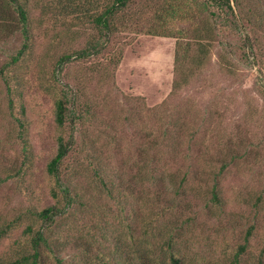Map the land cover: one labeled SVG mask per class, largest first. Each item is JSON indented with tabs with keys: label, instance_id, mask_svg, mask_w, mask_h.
I'll list each match as a JSON object with an SVG mask.
<instances>
[{
	"label": "rangeland",
	"instance_id": "1",
	"mask_svg": "<svg viewBox=\"0 0 264 264\" xmlns=\"http://www.w3.org/2000/svg\"><path fill=\"white\" fill-rule=\"evenodd\" d=\"M28 5L25 49L0 22V264L33 251L27 225L47 238L38 264H168L170 250L183 264H264V18L220 28L210 62L177 86L157 0H135L108 32ZM90 42L99 50L79 57Z\"/></svg>",
	"mask_w": 264,
	"mask_h": 264
},
{
	"label": "trees",
	"instance_id": "2",
	"mask_svg": "<svg viewBox=\"0 0 264 264\" xmlns=\"http://www.w3.org/2000/svg\"><path fill=\"white\" fill-rule=\"evenodd\" d=\"M39 6V1L44 3L43 12L57 15L58 18L72 19L79 23H92L101 32H108L113 28V24L119 16L125 17L130 14L128 10L135 0H30ZM158 9L162 15V21L166 23L162 32L165 35L174 34L175 41V70L177 76L174 79V85L180 86L187 82L188 75L196 69L204 67L210 62L209 52L214 49V40L220 28L238 29L243 19L251 22L256 20L262 14L252 0H157ZM40 7V6H39ZM41 10V9H40ZM30 8L28 0H0V22L11 33L19 30L22 32L25 40L30 33ZM42 11V10H41ZM264 13V11H263ZM161 17H159L160 19ZM264 18V17H262ZM177 19L183 24L176 30H172L167 23ZM156 27V26H155ZM28 47L27 40L23 42L22 49ZM12 56L10 62L18 60L23 50ZM246 54H254L253 45H245ZM98 49L95 42L79 48L77 54L79 57H85L93 54ZM222 54L221 52H219ZM64 59V58H63ZM65 116V101L62 97L56 99V121L62 124ZM68 150V144L62 137L58 139V146L55 155L48 161L47 170L52 175L59 178V165L62 157ZM100 180L102 179L98 169H95ZM104 183L106 180L102 179ZM110 190V188H108ZM54 196L57 195L52 190ZM216 196L215 192L213 191ZM64 196L67 201L73 198L65 188ZM57 209L54 205H49L38 211V215L44 222H52ZM26 230L33 233L31 245L33 251L24 253L8 264H38L41 260V244L47 245V238L43 230L33 229L32 225H27ZM172 244V243H171ZM243 247V245H241ZM168 264H183L180 256L175 255L171 250ZM164 259L156 261V264H164Z\"/></svg>",
	"mask_w": 264,
	"mask_h": 264
}]
</instances>
